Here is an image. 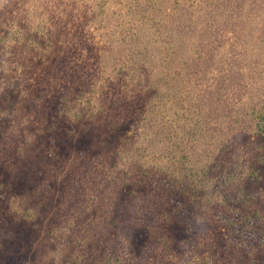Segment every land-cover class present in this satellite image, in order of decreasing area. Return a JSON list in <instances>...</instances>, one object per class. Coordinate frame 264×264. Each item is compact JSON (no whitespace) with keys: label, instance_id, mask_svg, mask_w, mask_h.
Segmentation results:
<instances>
[{"label":"rangeland","instance_id":"rangeland-1","mask_svg":"<svg viewBox=\"0 0 264 264\" xmlns=\"http://www.w3.org/2000/svg\"><path fill=\"white\" fill-rule=\"evenodd\" d=\"M0 264H264V0H0Z\"/></svg>","mask_w":264,"mask_h":264}]
</instances>
